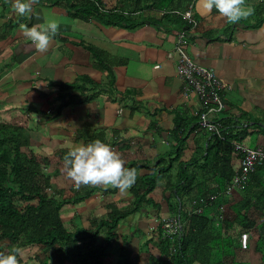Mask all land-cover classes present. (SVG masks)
Instances as JSON below:
<instances>
[{"label":"trees","instance_id":"16d2710c","mask_svg":"<svg viewBox=\"0 0 264 264\" xmlns=\"http://www.w3.org/2000/svg\"><path fill=\"white\" fill-rule=\"evenodd\" d=\"M183 1L187 5L182 4ZM34 2L47 7L54 5L72 19L86 24L95 22L100 31L108 34L110 28L134 30L150 22L140 15L151 9H165L164 14L171 12L184 20L175 11L185 12L195 0ZM256 4L255 13L261 15L260 21H264V4L258 1ZM89 49L96 56L95 60H102L97 48ZM100 63L103 65L105 61ZM74 87L76 85H66L62 91ZM24 109L22 113L9 111L6 116H0V251L20 247V264H264V163L252 174L244 189L236 190L230 196L224 195L240 171L242 155L234 146L243 139L240 132L227 134L224 141L209 134L208 145L199 147V153L193 156L192 151L185 152V128L177 122L171 134L175 140L172 143L174 151L171 150L168 156L175 153L176 160L182 156L175 176L178 182H167L168 187L159 188V177L173 167H159L165 157H160L154 167H150L149 162L140 164L145 172L126 190L135 197L132 202L123 208H119L120 199L104 203L103 209L98 206L106 209L100 216L93 214L94 207L88 225L70 228L63 214L67 206L85 203L92 208L99 192L107 196L121 190L106 184L103 187L91 183L79 187L74 184L70 189L64 186L67 175L64 156L70 147L60 141L57 144L51 132L42 130L44 124L48 125V119L61 114L60 108L58 115L51 117L44 118L43 112L35 127L30 122L35 120L32 113L36 110L31 105ZM228 125L230 129L233 127L231 123ZM196 127L201 130L197 123L191 132ZM93 134L94 137L89 136L90 141L99 137L111 145L103 133ZM131 164V167L137 165L134 161ZM190 165L192 170H189ZM159 189L163 198L161 204L154 200ZM215 194H219L215 201L201 204V199H209ZM148 207L152 211L144 212ZM137 213L148 216L149 225L159 220L155 229L157 235L138 224L131 226L130 233L120 232L121 226H130ZM171 221L173 227L166 228V222ZM243 234L248 235L246 247L241 243ZM155 236L156 242L153 241ZM134 239L138 240L136 250L131 249ZM152 243L156 253L152 251ZM24 252L30 255L27 259ZM110 258H113L111 263Z\"/></svg>","mask_w":264,"mask_h":264},{"label":"crops","instance_id":"0c3cea01","mask_svg":"<svg viewBox=\"0 0 264 264\" xmlns=\"http://www.w3.org/2000/svg\"><path fill=\"white\" fill-rule=\"evenodd\" d=\"M257 1L264 4V0H245L249 5ZM47 9L34 2L32 12L18 16L10 0H0V116L9 111L22 113L31 105L36 117L30 123L35 127L43 112L46 118L58 115L60 108L61 114L50 116L48 125L42 127L52 133L57 144L60 141L72 148L76 142H89L93 133H103L125 166L133 159L130 146L134 141L141 146L158 133L163 143L171 145L177 122L185 128L188 139L198 132L197 127L193 132L190 129L198 123L201 105L195 95L185 97L184 83L176 72L178 55L168 58L171 51L166 49L167 42L174 43L178 33L186 30L188 55L200 65L215 68L229 86L223 92L226 110L222 123L227 134L240 132L242 139L259 131L256 146L264 147V21L255 11L233 23L215 8H205L203 14L193 8L198 26L192 31L173 13L151 9L140 16L156 20L154 25L143 23L137 34L127 28H110L105 34L95 22L74 20L58 8L61 26L66 23L70 28L57 33V39L40 50L19 28L43 22ZM170 15L173 17L168 18ZM12 29L14 37L9 35ZM6 47L13 49L12 57L6 55ZM91 47L97 48L105 64L95 60ZM105 77L107 81H102ZM66 85H77L81 90L66 94L62 91ZM58 118L61 123L55 124ZM227 122L233 125L231 129ZM146 155L140 148L139 156Z\"/></svg>","mask_w":264,"mask_h":264},{"label":"clouds","instance_id":"9594fccd","mask_svg":"<svg viewBox=\"0 0 264 264\" xmlns=\"http://www.w3.org/2000/svg\"><path fill=\"white\" fill-rule=\"evenodd\" d=\"M14 12L27 15L32 12L34 0H10ZM207 10L217 9L229 22L238 23L252 16L255 9L245 0H198ZM61 21L53 15H46L39 24H21L20 29L37 49L45 50L50 41L60 30ZM122 112V111H121ZM64 165L67 175L81 184H106L118 187L121 191L131 188L137 180L138 169L126 167L125 161L112 146L103 139L96 138L87 143L76 144L65 154ZM22 255L20 247L13 246L7 251H0V264H20L18 256Z\"/></svg>","mask_w":264,"mask_h":264},{"label":"rangeland","instance_id":"374dc122","mask_svg":"<svg viewBox=\"0 0 264 264\" xmlns=\"http://www.w3.org/2000/svg\"><path fill=\"white\" fill-rule=\"evenodd\" d=\"M181 2H182V0H181ZM197 3H198V0H195V2H194V10H195V13H197V14L198 13L199 14H203L202 12L205 10V8L203 7L202 2H201V6H200L199 9H197V7H196ZM182 4H186V2L183 1ZM40 5H42V4H40ZM250 5L253 8H255L257 4L253 2V3H250ZM52 7L53 8L47 7L48 9H47V13L46 14L47 15H53L54 14L56 16V18L59 19L60 18L59 17V13H57V11H56L58 9V7H56L54 5ZM4 20H6V18ZM155 22H156V20H153V19L150 20V23L153 24V25L155 24ZM141 27H138V28L134 29V30H136L135 31L136 34H137L138 30H141ZM69 28L70 27H67V24L66 23H62V26H61V23H60V30H59V32L60 31H63V30L68 31ZM75 28H76V26H75ZM189 28L190 27L188 25V30H189ZM191 30L193 31V29H191ZM9 35L11 37H14L15 33H14L13 29H12V32L9 31ZM90 42H92V41L90 40ZM101 45L104 46L105 44L102 43ZM0 48H1V45H0ZM184 48H185V46H184ZM166 49H170L171 52L176 53V40H174V43L167 42ZM6 50L7 51L9 50L8 53H6L7 56L8 55H10V56L13 55V53H14L13 49L10 51V47H9ZM184 50L189 53V51L187 50V48L184 49ZM131 54H132V52H131ZM95 57L96 56H94V58ZM166 58H167V56H166ZM96 61L98 63L101 62V61H98V60H96ZM148 69H152V65L151 64L147 65V71H148V73H150V71ZM104 80L107 81V77H105L102 81H104ZM97 88H100V87H97ZM73 90L74 91L81 90V87L76 85V87H74L73 89L68 90L66 94H70V92L73 91ZM71 105H72V103H71ZM54 123L55 124H60L61 123V120H59V118L58 119H55ZM258 132L259 131H257V132H249L248 134H246L243 137L242 142H240V144H242L244 146H247V147L256 148L257 147L256 144L258 142ZM35 138L38 139V136H36ZM207 139H209V134H207L204 130H199L197 133H194V134L190 135L188 137V139L186 140L185 152L187 150H190V151H192V155L193 156H196L199 153V150H198L199 147H203V145H205ZM171 141H172V143L175 142V140H174L173 137H171ZM138 142L139 141H134L133 143H131L132 145L130 146L131 147L130 150H133L132 153H131V156H133V159H130L128 161L129 163L126 165V167H131L132 166L131 163L134 161V163H137V165H135L133 167H136L138 169V176H141V174H143L145 171L143 170L142 167H139L140 164H145L146 165V163L152 161V163H149L150 164L149 166L150 167H152V166L154 167L156 165V163L158 164V161L160 160L159 159L160 157H162V158L165 157L164 158V161H162L160 163L159 167H164V166L167 167V166H170V165H173V167L170 170L164 171L162 173V175L159 177V178H161V183H160V187L159 188H161V186H163L162 189H165L166 187H168V183L175 184L176 182H178V180L176 179L175 176H177V173H178V171L180 169V164L182 163L180 161V159L182 158V156L180 155L179 156V159H177V160H176V155L177 154H175V153L171 154V156H168L171 150L174 151V146L172 144L169 145V144L163 143L161 141L160 135L158 133L156 134L155 138L153 140H151L150 142H147L145 144H142L141 146H139V143ZM76 143L79 144L81 142H76ZM76 143H74L73 145H76ZM68 144L70 145V143H68ZM140 148H143L144 149V152L147 154L143 158H142V156H139V150H140ZM145 158H148V159L145 160ZM171 159H173V161ZM131 160H132V162H130ZM147 166H148V164H147ZM192 168H193V166L190 165L189 170H192ZM202 174H205V173H202ZM202 174L200 176H202ZM74 184H76V182L72 178H70L68 175H66V179H65L64 186H66V187H68L70 189ZM95 186H102L103 187L105 185L104 184H95ZM120 192H123V195L120 196V195H118V192H117L115 195L103 196L102 193L99 192L100 195H98L97 202H95L94 204H92V206H91L92 208H90L88 205H85V203H80L76 207L67 206L65 209H63V214H64V217H65V222L68 224V226L70 228H74L75 226H78V225L79 226H86L90 222L89 221V217H90L89 215L94 210L93 209L94 207L96 208L97 211L95 210V213H93V214H96L97 213L100 216V215H103L105 213V210H106V209L102 210L103 207H105V206H103V205H105L104 203H111V202H113L114 198L115 199H120L119 200V208H123L124 206H126L128 203L132 202L135 199V197L133 196L132 192L127 193L128 191L126 192V190L125 191H120ZM160 192H161V189H159L156 192L158 195H155L154 196V198H155L154 200L157 203H159V204H161L162 201H163L162 200L163 198L161 197V193L162 192L161 193ZM100 205H101V208L102 209L101 208H98V206H100ZM98 209H100V211ZM146 210H149V213L152 211L151 210V207L145 208L144 212ZM163 215H165V213H163ZM163 215H162L163 218L168 217L167 215L166 216H163ZM99 216H97V217H99ZM147 217L148 216H146V215L140 216L139 213H137L132 218V220L130 221V224H129L130 226H128V225L127 226H124V225L121 226L120 229H119L120 232L121 233H130L131 231H129V229L131 228V226H135V225L138 224L139 227H142V229L147 228V231H149V232L152 231V233L155 232L156 235H157V232H156L155 229H156V224L159 223V220H155L156 222L154 224H150L151 225L150 226ZM153 241L154 242L157 241L156 236L153 237ZM137 246H138V240L137 239L136 240L134 239V241H133V243L131 245V249L132 250H136L137 249ZM151 247H152V251L154 253H156L157 250H156V248H154L153 243H152ZM113 253H114V255H117V251L115 253V251L113 250ZM23 254H24L25 259H27L30 256L28 254V252H24ZM115 258H117V257L114 256V259ZM112 260H113V258H110L109 262L111 263ZM112 264H115V262H112Z\"/></svg>","mask_w":264,"mask_h":264},{"label":"built area","instance_id":"2783aa9c","mask_svg":"<svg viewBox=\"0 0 264 264\" xmlns=\"http://www.w3.org/2000/svg\"><path fill=\"white\" fill-rule=\"evenodd\" d=\"M194 6L191 5L185 12L175 11L176 14L183 16L186 23L189 25V30L196 29L198 21L193 15ZM165 12L163 11V14ZM187 31L182 30L178 33L176 39V54L177 60V76L184 83L185 97L195 95L201 105L199 110L198 125L201 130L208 134L218 137L220 140H226V126L222 123L224 111L226 110V102L223 92L229 87L217 75L215 68L206 67L195 62L188 53L184 50ZM174 52L168 53V58H173ZM157 66L156 68H159ZM235 149L242 155L240 171L235 175L234 179L226 188L225 196H230L236 190L244 189L251 180L252 174L255 173L258 167L264 163V147L259 146L251 148L239 143L234 144ZM219 194L212 195L209 199H201V204H206L209 201H215ZM201 211V208H199ZM176 221V220H175ZM174 223L176 224V222ZM172 222H166V228H172ZM178 225V221H177ZM242 247L248 245V235L243 234L241 237Z\"/></svg>","mask_w":264,"mask_h":264}]
</instances>
